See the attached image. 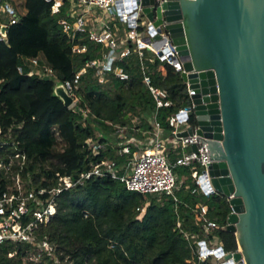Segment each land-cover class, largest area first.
I'll use <instances>...</instances> for the list:
<instances>
[{"label": "trees", "instance_id": "1", "mask_svg": "<svg viewBox=\"0 0 264 264\" xmlns=\"http://www.w3.org/2000/svg\"><path fill=\"white\" fill-rule=\"evenodd\" d=\"M11 2L18 20L3 28L7 41L0 40V140L6 141L0 147V156L22 152L26 158L22 175H29L30 185L51 186L56 171L77 175L97 158L83 143L91 133L90 122H95L101 131L112 133L113 123H130V111L142 127H148L146 117L155 109V103L142 80L139 60L132 53L122 61L129 72L127 79L110 73L105 82H99L92 69L79 77L73 93L79 109L86 112L85 117L79 110L67 107L58 92L60 86L72 82L84 61L98 54L99 46L84 36L71 39L58 23L64 13H52L49 1ZM2 19L0 12V22ZM73 42L85 43L86 50L73 52ZM28 57L51 65L55 76L44 79L30 73ZM144 62L151 84L165 89L171 101L156 113L165 135L170 130L166 116L190 103L186 84L170 64L157 58ZM18 66H22L21 71ZM190 121L193 122L192 116ZM180 169L188 187L182 185L174 190L176 201L171 195L158 197L127 190L116 179L96 175L64 189L55 198L54 215L39 230L54 246L52 253L42 252L38 260L30 261L23 258L25 245L4 242L0 243V263L56 264L55 259L59 258L62 264H194L193 247L187 245L176 227L177 217H184L181 228L197 231L190 209L195 202H206L208 216L219 225L226 222L230 209L219 193L208 197L193 195L190 170L186 166ZM4 186L5 179L1 178L0 190ZM145 203L139 218V208ZM215 232L224 249H235L233 232L220 227ZM14 248L15 253L8 256L7 252Z\"/></svg>", "mask_w": 264, "mask_h": 264}, {"label": "built area", "instance_id": "2", "mask_svg": "<svg viewBox=\"0 0 264 264\" xmlns=\"http://www.w3.org/2000/svg\"><path fill=\"white\" fill-rule=\"evenodd\" d=\"M50 2L52 13H64L58 19L63 31L71 39L84 36L94 45L99 46L98 54L86 59L74 74L72 82L67 81L60 86L58 92L70 97L67 107L73 111L79 110L74 88L83 72L92 69L99 82H105L111 73L119 79L129 77L128 70L122 64L123 59L135 53L139 60V69L142 80L147 85L155 109L146 117L148 127H142L136 115H131L130 123L112 124L114 131L105 133L90 122L91 133L83 140L96 159L89 161V167L81 170L77 175L54 173V184L51 186L30 185V177L22 175L25 163V154L20 151L0 156V179H5V186L0 190V243L10 242L25 245L23 258L36 261L42 252L51 254L54 246L46 234H39V230L47 225L56 211V196L64 189L74 187L84 182L86 178L96 175L116 179L124 184L127 190L140 193H150L160 197L162 194L171 195L176 201L174 190L182 186V181L176 180L174 168L186 166L190 170V178L194 187L190 189L193 195L206 197L217 193L208 172L207 164L211 161L208 156L206 142L195 132L179 134L193 125L190 121L193 103L190 99L188 83L186 90L190 103L180 106L176 111L166 116L165 120L170 127L163 135L164 129L156 119L157 109L171 103L167 98L166 90L153 86L150 76L146 73L145 59L153 62L157 58L160 62L170 64L175 70H183V61L180 59L168 31L162 23L154 24L142 11L140 0H46ZM162 0H154L153 5H160ZM64 7V10H63ZM0 40L7 41L2 32L4 27L18 20L11 0H0ZM143 15L145 20H141ZM71 50L75 53L86 50V44L73 42ZM149 52V55H146ZM30 73L39 77L55 76L51 65L38 58H26ZM19 71L22 66H18ZM62 96V95H61ZM83 117L86 112H82ZM84 124V122H83ZM1 132V129H0ZM6 141L0 140V147ZM196 144V150L190 147ZM180 145L190 149L181 155L167 158V153L174 151ZM187 187V185H184ZM228 201V197H225ZM147 203L139 208L138 217L141 218ZM193 223L197 231L181 228L184 217H177L175 224L179 228L187 245L193 247L194 264H245L243 258L235 259L232 255L238 251L226 250L216 229L225 228L227 222L219 225L208 216V204L195 202L191 207ZM34 247V249H32ZM15 248L7 252L8 256L15 253ZM63 260L56 258V264ZM2 264V263H0Z\"/></svg>", "mask_w": 264, "mask_h": 264}, {"label": "water", "instance_id": "3", "mask_svg": "<svg viewBox=\"0 0 264 264\" xmlns=\"http://www.w3.org/2000/svg\"><path fill=\"white\" fill-rule=\"evenodd\" d=\"M140 2L183 61L193 125L179 134L195 126L206 142L211 182L228 197L225 228L239 247L232 255L264 264V0Z\"/></svg>", "mask_w": 264, "mask_h": 264}, {"label": "rangeland", "instance_id": "4", "mask_svg": "<svg viewBox=\"0 0 264 264\" xmlns=\"http://www.w3.org/2000/svg\"><path fill=\"white\" fill-rule=\"evenodd\" d=\"M141 20H145V17L143 15H141L140 17ZM56 84H58V80H56ZM95 125L96 123L93 122ZM190 147L189 146H186V147H181L180 145H177V147L174 149V151L170 152V153H167V158H172V157H175V156H178V155H181L182 153L184 152H187L189 151ZM177 167V168H176ZM174 168V172L176 173V180L178 181H182V185H187V184H184L186 183L185 180H186V175L185 174H182V170L180 169L181 166H176ZM179 173V174H178ZM190 177V176H189ZM191 179V178H190ZM185 187V186H184ZM188 187V185H187ZM185 187V188H187Z\"/></svg>", "mask_w": 264, "mask_h": 264}]
</instances>
